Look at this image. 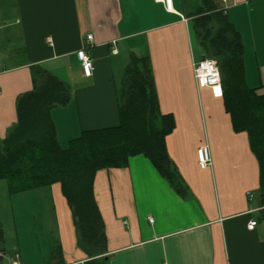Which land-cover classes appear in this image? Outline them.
Returning <instances> with one entry per match:
<instances>
[{"label":"crops","instance_id":"obj_1","mask_svg":"<svg viewBox=\"0 0 264 264\" xmlns=\"http://www.w3.org/2000/svg\"><path fill=\"white\" fill-rule=\"evenodd\" d=\"M213 1L241 36L246 84L264 95V0ZM188 9L185 0H171L170 9L162 0H0V150L35 68L71 89L69 102L50 112L62 148L83 130L119 124L117 88L131 55L148 58L159 112L173 116L165 145L180 191L143 155L95 174L107 264H264L257 159L223 97L196 85L193 62L203 51ZM88 34L93 70L84 76L77 52ZM202 146L210 159L203 168ZM43 189L54 203L63 264L86 260L59 183Z\"/></svg>","mask_w":264,"mask_h":264},{"label":"trees","instance_id":"obj_2","mask_svg":"<svg viewBox=\"0 0 264 264\" xmlns=\"http://www.w3.org/2000/svg\"><path fill=\"white\" fill-rule=\"evenodd\" d=\"M185 0L203 57L213 58L221 74L222 97L232 126L243 131L259 168V199L264 206V95L245 82L244 46L239 32L213 0ZM33 88L19 96L17 120L2 141L0 179L9 195L59 183L70 208L78 248L85 264H107L103 221L93 194L98 170L127 166L131 156L147 157L174 189L182 188L169 159L165 138L175 123L158 109L147 57L132 56L117 88L119 119L116 126L83 130L62 148L56 137L51 110L67 104L71 89L52 73L33 69ZM4 249L0 225V262ZM55 243V264H63ZM54 264V263H51Z\"/></svg>","mask_w":264,"mask_h":264},{"label":"rangeland","instance_id":"obj_3","mask_svg":"<svg viewBox=\"0 0 264 264\" xmlns=\"http://www.w3.org/2000/svg\"><path fill=\"white\" fill-rule=\"evenodd\" d=\"M122 70L120 66L117 79ZM55 216L53 200L45 189L9 195L6 180L0 179V225L5 249L0 264H10L16 254L23 264H50L58 238ZM256 216L260 219L259 213Z\"/></svg>","mask_w":264,"mask_h":264},{"label":"built area","instance_id":"obj_4","mask_svg":"<svg viewBox=\"0 0 264 264\" xmlns=\"http://www.w3.org/2000/svg\"><path fill=\"white\" fill-rule=\"evenodd\" d=\"M165 6L171 8V0H162ZM226 2L228 0H221ZM92 40V35L88 34L85 36V45L80 49L77 54L82 67V73L84 76H90L93 70V61L91 56L85 52V49ZM193 75L198 87H209L214 97L222 96L221 86V74L217 65V62L213 58L202 57L199 60L193 62ZM197 160L198 164L203 168L210 163L209 153L206 146L199 147L197 149ZM251 197V194L249 195ZM151 220V219H150ZM256 225L255 220H251L248 223L249 228H253ZM18 255L11 260L10 264H20L18 262ZM68 264H85V260L71 262Z\"/></svg>","mask_w":264,"mask_h":264}]
</instances>
